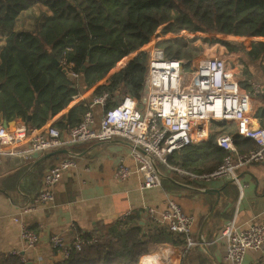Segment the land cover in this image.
<instances>
[{"label": "trees", "instance_id": "trees-1", "mask_svg": "<svg viewBox=\"0 0 264 264\" xmlns=\"http://www.w3.org/2000/svg\"><path fill=\"white\" fill-rule=\"evenodd\" d=\"M30 9L35 13L34 27L15 30L19 16ZM162 25L164 33L187 30L264 38V0H0V30L8 33L0 53V120L2 116L20 118L27 127H42L67 109L81 91L105 79L93 92L95 97L108 94L104 110L116 106L125 94L141 101L148 53L140 49ZM216 42L228 51L241 52L240 63L248 76L250 63L258 64L264 76V41L252 43L251 49ZM132 54L125 66L110 75ZM54 59L81 81L69 79ZM245 82L251 88L252 81ZM88 104L87 99L74 105L55 126L61 130L77 126ZM259 122L264 127V112ZM252 141L235 140L241 152L255 148ZM244 144L249 145L243 149ZM198 151L203 155L194 157ZM225 154L216 144H192L169 162L204 174L218 168ZM81 237L95 242L72 250L68 258L54 264H140L142 256L158 246H187L185 235L137 213L112 224H97ZM0 264L27 262L22 254L11 253L0 254Z\"/></svg>", "mask_w": 264, "mask_h": 264}, {"label": "crops", "instance_id": "crops-1", "mask_svg": "<svg viewBox=\"0 0 264 264\" xmlns=\"http://www.w3.org/2000/svg\"><path fill=\"white\" fill-rule=\"evenodd\" d=\"M32 14H35L32 9L24 11L18 18L15 30L32 29L35 25V16L34 21L29 17ZM30 22L32 26H28ZM7 35L6 31L0 30V53ZM227 37L247 39L249 42H244L247 49H251L254 42L264 41L261 37ZM135 54L124 58L110 75L125 66ZM226 55L228 59L233 56L231 61H234L240 84L252 98L254 124L260 125L259 117L264 112L263 73L260 68L256 69V64L250 63L248 76L240 63V53L227 49ZM251 65L255 67L252 68ZM75 79L81 81L80 76ZM245 80L252 81L251 88L246 87ZM105 81L106 79L99 84ZM99 84L90 89L85 88L73 98L67 109L47 123L52 122L55 125L71 107L87 99L90 106L94 98L98 97H95L93 92ZM93 111L99 121L103 107L94 106ZM6 119L7 127L4 126ZM0 125L10 130L26 126L20 118L10 119L5 116L1 117ZM221 130L220 127H214L211 141L205 144H216L217 135ZM248 145L244 144L243 149ZM68 150L70 153L52 155L42 162H39L42 157L54 151L33 161H26L18 156H0V254L20 252L33 264H54L61 258L52 248L53 235L59 234L66 243L71 244L78 236L93 231L100 223L112 224L136 213L147 220L150 218L145 212L147 208H155L159 217L167 206V200L172 198L193 217L192 237L197 244L189 249L187 246H158L152 253L142 256L140 264H167L171 259H182L183 264H232L224 256V242L219 240L221 230L234 219L239 229L264 221V162L239 168L235 178L227 176L208 181L182 175L167 165L156 163L162 184L142 189L143 176L138 171L139 165L133 159V146L129 142L121 138L89 141L69 146ZM199 152L193 153V156H202V152ZM68 157H74L76 165L64 171L61 180L53 189L54 199L36 203L35 200L43 188L45 173ZM121 161L133 170L125 180H119L115 176ZM209 189L220 191L216 207L218 194L207 192ZM34 202V210L21 213V208ZM15 217H21L39 235L40 241L36 249H29L21 240V226L15 221ZM151 255L154 256L152 260H144L146 256ZM242 264H264V257L260 252L249 251Z\"/></svg>", "mask_w": 264, "mask_h": 264}, {"label": "built area", "instance_id": "built-area-1", "mask_svg": "<svg viewBox=\"0 0 264 264\" xmlns=\"http://www.w3.org/2000/svg\"><path fill=\"white\" fill-rule=\"evenodd\" d=\"M164 37L150 40L140 49L148 53L145 95L141 101L125 94L119 104L104 110L97 121L93 107L105 108L108 98L105 93L94 98L80 123L66 131L52 122L40 128L21 126L11 130L0 125V156H18L33 161L48 152L83 142L121 138L133 146L132 156L143 176L142 189L162 184L156 163L167 165L182 175L208 181L227 176L235 178L239 168L264 162V127L254 124L252 98L240 84L234 61L228 60L226 54L199 57L189 62L193 69L189 73L187 61L157 48L155 44ZM73 75L74 79L79 76ZM215 123H224L215 143L226 152L215 171L195 174L170 164L169 158L176 152L192 144L210 142ZM236 137L251 139L257 147L250 152H241ZM75 165V158L68 157L52 166L44 175L43 188L35 202L52 201L55 185L64 171ZM132 172V168L121 161L115 176L125 180ZM35 202L21 208V213L34 210ZM145 212L174 233L185 235L188 249L197 244L192 237L193 217L174 199L167 200L159 217L155 208H147ZM14 219L21 226V240L29 249H36L39 235L21 217ZM219 240L224 242L225 259L232 264H242L249 251L260 252L264 257V221L239 229L234 219L221 230ZM94 242V239L78 236L68 244L59 234L51 237L52 248L61 259L68 258L72 250L80 251ZM24 260L29 262L25 257ZM167 264L183 263L182 259H171Z\"/></svg>", "mask_w": 264, "mask_h": 264}, {"label": "rangeland", "instance_id": "rangeland-1", "mask_svg": "<svg viewBox=\"0 0 264 264\" xmlns=\"http://www.w3.org/2000/svg\"><path fill=\"white\" fill-rule=\"evenodd\" d=\"M29 17L33 18L32 14ZM25 24V23H24ZM32 22L28 24V26H32ZM164 25L160 27V29L151 37L152 40H156L157 38L165 35V39L159 42V44H155L157 48L164 50L167 54L177 56L178 58L187 61L188 66H186V71L191 73L193 69L189 66V62L191 60H195L199 57L204 56H213L219 54H226L227 46L223 45L219 41H226V42H233V44H244V42H249L247 39H237V38H230L227 35L218 33V32H192V31H180V32H163ZM258 39V38H257ZM151 48V47H150ZM149 48V49H150ZM235 52L240 53L238 50H234ZM129 57V56H128ZM242 58V57H241ZM233 56L230 57L228 60H232ZM252 66V65H251ZM255 67V65H253ZM252 66V68H254ZM259 66L256 64V69ZM115 70V69H114ZM113 70V71H114ZM224 123H215V126L222 128Z\"/></svg>", "mask_w": 264, "mask_h": 264}, {"label": "water", "instance_id": "water-1", "mask_svg": "<svg viewBox=\"0 0 264 264\" xmlns=\"http://www.w3.org/2000/svg\"><path fill=\"white\" fill-rule=\"evenodd\" d=\"M54 63L59 67L60 70H63V71L66 73V75H67V77H68L69 79H71V80L74 79V75H73V73L67 71L66 69H64V67L60 64V62H59L58 60L54 59ZM4 126H6V127L8 126V120H7V119H6L5 122H4ZM140 150L143 151L142 149H140ZM59 153H70V152H69L68 149L57 150V151H54V152L51 153V154H48V155L42 157V158L39 160V162H42V161H44L45 159L49 158L50 156H52V155H57V154H59ZM39 162H38V163H39ZM212 191L218 194V199H217V201H216V205H215V207H216L217 204L219 203V199H220V191H219V189H214V190L209 189V190H207V192H212ZM27 264H33V262H27Z\"/></svg>", "mask_w": 264, "mask_h": 264}, {"label": "bare ground", "instance_id": "bare-ground-1", "mask_svg": "<svg viewBox=\"0 0 264 264\" xmlns=\"http://www.w3.org/2000/svg\"><path fill=\"white\" fill-rule=\"evenodd\" d=\"M152 258H154V256H152V255L151 256H146L144 260L148 261V260H152Z\"/></svg>", "mask_w": 264, "mask_h": 264}]
</instances>
